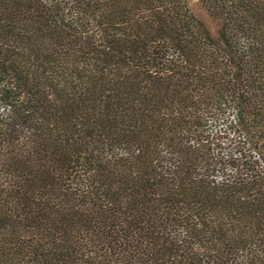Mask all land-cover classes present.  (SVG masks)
Listing matches in <instances>:
<instances>
[{
	"label": "trees",
	"instance_id": "trees-1",
	"mask_svg": "<svg viewBox=\"0 0 264 264\" xmlns=\"http://www.w3.org/2000/svg\"><path fill=\"white\" fill-rule=\"evenodd\" d=\"M0 103V264H264V0H0Z\"/></svg>",
	"mask_w": 264,
	"mask_h": 264
},
{
	"label": "rangeland",
	"instance_id": "rangeland-1",
	"mask_svg": "<svg viewBox=\"0 0 264 264\" xmlns=\"http://www.w3.org/2000/svg\"><path fill=\"white\" fill-rule=\"evenodd\" d=\"M194 9H195L197 15L199 16V18H201L213 32L216 31L217 23L210 20L205 15V13L201 10L200 7L195 6ZM5 112H6L5 107L0 103V115H5Z\"/></svg>",
	"mask_w": 264,
	"mask_h": 264
}]
</instances>
